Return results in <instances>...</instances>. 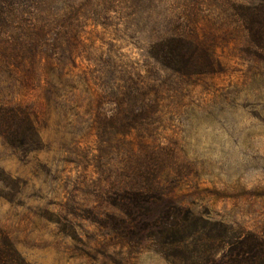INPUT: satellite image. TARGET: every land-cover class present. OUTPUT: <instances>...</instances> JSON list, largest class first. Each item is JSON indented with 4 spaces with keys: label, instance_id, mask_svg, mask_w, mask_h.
Instances as JSON below:
<instances>
[{
    "label": "rangeland",
    "instance_id": "374dc122",
    "mask_svg": "<svg viewBox=\"0 0 264 264\" xmlns=\"http://www.w3.org/2000/svg\"><path fill=\"white\" fill-rule=\"evenodd\" d=\"M23 5L32 14L19 6L0 31L14 40L0 58V239L14 264H175L219 257L247 233L264 240V50L248 28L264 22V0ZM68 29L78 44L68 45ZM177 37L198 56L192 71L206 73L181 76L153 60ZM62 55L71 57L63 72ZM131 79L145 93L134 111L118 94ZM13 103L24 130L11 141ZM145 178L165 200L131 220L118 199Z\"/></svg>",
    "mask_w": 264,
    "mask_h": 264
},
{
    "label": "trees",
    "instance_id": "16d2710c",
    "mask_svg": "<svg viewBox=\"0 0 264 264\" xmlns=\"http://www.w3.org/2000/svg\"><path fill=\"white\" fill-rule=\"evenodd\" d=\"M43 1H45V4H47V2L50 0ZM23 2L24 0H0V31L2 26L5 25L2 24V21L4 19L12 16L17 17L19 14H21V10H19L18 8L19 6H22L23 11H25L27 14H32L29 13V7L24 6ZM33 5H31L30 7L32 8ZM40 13L44 15L46 14V11ZM252 20H250L248 25L250 38L257 47L264 50V22L258 23ZM57 26H59V24ZM64 31L66 32L64 33ZM62 32L64 33V38L67 37L66 40L68 41L69 46H73V44H78L80 42L79 37L77 36V34H73L72 29L62 30ZM13 41H8L6 37L0 39V49H2L6 53V55L0 53V58H5L6 60L7 58H10V54L8 53V44L11 45ZM183 43L186 42L181 39V37L164 40L161 44V47L160 44L158 46L160 47V49L156 53H153V60L162 68L170 70L172 73H176L181 76L206 73V70L192 71L191 68H194V66H196V60L198 59V56L193 53L191 49L189 50V45L184 46ZM58 44V38L55 37V48L57 47V51L64 53L65 48L62 47L60 51L58 49ZM14 49L18 50L17 52L18 54H20V59H24V43L21 41H17ZM35 50L36 49H33L31 51L30 55L32 56V58L35 57ZM58 59V61L55 60V69H57L56 64L61 61L62 63H60V66L62 68H60L59 71L63 72L62 70H64L65 67L64 61L71 60V57H65L64 55H62V57ZM182 67H185L184 70L181 69ZM140 83L141 82L139 80L131 79L127 84H125L123 91H118V94L121 98H124V100H127V102H129L130 104L132 103L131 107L133 108V111L139 108H136L137 106L135 105V103L139 101L140 97L145 96V93L143 92L138 93V86L140 85ZM141 105L144 109H142V111L139 109V115L149 113L148 106L151 107V104ZM5 113L7 114L5 120L10 117L11 123L14 124H8L7 126L9 140L13 141L14 138H20L18 134H20L24 130L22 128L23 122L18 120V118L21 116L24 118V113L21 109L20 103L11 104V106L6 109ZM19 126L23 129L22 131L17 130ZM26 130L30 132L29 129L26 128ZM132 185L133 188L124 189L122 191V196H120V198L118 199V202L120 203L122 208V212L130 216L131 220L137 214H139V210L146 207L147 204L165 200V198L162 197L163 193L161 189H158L157 182L155 181L154 183L152 179H140L138 182ZM167 205H170L168 206L169 208H167V211L171 209L173 214L175 213L176 216H182L185 224L195 223V218H193V216H191L189 212L186 211V213L179 215L181 211L180 208L176 207L175 204L171 202H168ZM182 226L173 227V229H171V235H173L174 238L170 245V248L175 252L179 247L177 245V242L175 241V236H177L179 231L182 229ZM226 244L227 247L223 249L219 257H217L215 251H211L210 253H208V257H206V259L199 258L194 261H176V259H174L173 257V260L175 264H264V240L257 237L256 235L247 233L244 235L236 236L232 241ZM10 248L11 245L6 238L0 239V264H14L15 262L21 260L19 259V256L16 252H13L12 250L10 251Z\"/></svg>",
    "mask_w": 264,
    "mask_h": 264
}]
</instances>
